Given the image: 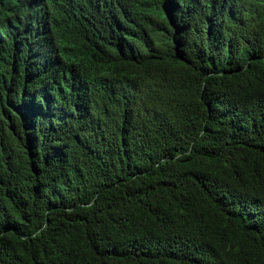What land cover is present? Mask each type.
Segmentation results:
<instances>
[{"label":"trees","instance_id":"trees-1","mask_svg":"<svg viewBox=\"0 0 264 264\" xmlns=\"http://www.w3.org/2000/svg\"><path fill=\"white\" fill-rule=\"evenodd\" d=\"M0 264H264V0H0Z\"/></svg>","mask_w":264,"mask_h":264}]
</instances>
